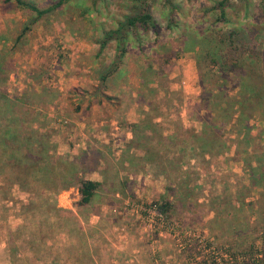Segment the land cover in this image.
Masks as SVG:
<instances>
[{"label": "rangeland", "instance_id": "374dc122", "mask_svg": "<svg viewBox=\"0 0 264 264\" xmlns=\"http://www.w3.org/2000/svg\"><path fill=\"white\" fill-rule=\"evenodd\" d=\"M24 1L45 10L61 0ZM63 1L34 22V12L0 0V137L4 125L14 132L21 128L20 116L15 123L13 117L5 121L11 106L2 98L28 95L29 102L39 104L35 130L52 151L50 133L41 124L53 99L60 98V79L78 76L85 84L96 83L115 60L121 61L122 78L138 91L133 101L121 95L125 102L120 116L138 103L143 120L120 129L119 138L131 132V144L125 145L120 161L115 158L118 149L111 146L107 181L89 204L81 202L79 182L99 163L98 151L80 162L53 154L48 175L37 167L22 172L12 155L15 134H5L8 143H0V264H200L196 255L221 258L231 248L239 252L241 244L258 242L264 230L259 207L264 177L257 178L255 171L264 162V138L247 134L263 135L264 122L257 113L247 120L233 116L234 109L228 115L225 101L239 90L220 81L225 90H217L218 70L214 73L207 60L199 65L200 50L193 40L206 29L226 32L242 24L264 28V0H229L225 10L230 24L220 21L216 9L224 0H145L159 34L140 30V43L129 36L124 52L118 42L99 52L97 41L104 30L118 28L126 16L141 11L144 0H98L95 7L94 0ZM88 92L72 90L70 112H93ZM84 98L90 100L87 106ZM95 112L98 117V106ZM70 122L65 118L62 124L69 127ZM205 129L212 130L210 138L218 137L207 148L200 137ZM93 132L97 138L99 131ZM146 146L157 160L161 154L167 158L157 162L168 172L162 173L165 189L145 180ZM115 164L120 172L129 164L141 177L131 181L124 174L119 179Z\"/></svg>", "mask_w": 264, "mask_h": 264}, {"label": "trees", "instance_id": "16d2710c", "mask_svg": "<svg viewBox=\"0 0 264 264\" xmlns=\"http://www.w3.org/2000/svg\"><path fill=\"white\" fill-rule=\"evenodd\" d=\"M12 1H15L20 7L34 12L36 14V18L33 20L34 22L47 14L54 12L59 6L64 4V1L61 0L52 7L41 10L35 4L25 2L24 0H6V2ZM97 1L98 0H94L93 7L96 6ZM146 2L147 1L145 0L143 1L142 5L144 4V8L141 11H137L133 15L126 16L124 22L119 24L117 30L104 32V37L100 42V51H103L107 45L113 41L118 42L123 50L129 36L140 43V30H153L156 34H159V29L157 28L158 26L155 23ZM228 3L229 0L221 1L216 9L221 11L220 21H225L227 24H230L225 10L226 7L229 6ZM185 37L187 38L189 36L186 35ZM19 39H21V35L17 41H19ZM193 41L195 42V46L197 45L196 47L200 50L199 65L202 67L204 61L207 60L209 61L207 63L208 67L210 66L214 73L218 70V79L216 81L217 90H225L222 86H218L219 81L223 83V85L231 82L234 85V88L239 90V93L236 96H233L231 99L225 101L226 105L229 106L228 108L230 113L228 115H231L234 109L232 114L233 116L238 114V118L241 117V120H247L257 113L256 116H259L264 122V28L258 27L254 24L251 26L242 24L236 26L233 25L232 29L226 32L218 31L216 28L206 29L202 35H198L197 39L194 38ZM124 51L125 49L123 52ZM118 59L120 61L122 57L120 56ZM121 66V61L118 62V60H115V62L110 65L107 70H103L101 72L99 86L95 88L93 94L97 95L96 93H99L102 102L106 101L110 103L114 101L113 98L105 94L104 91L107 88L108 79ZM210 74L211 70H209V75ZM35 95L37 94L35 93ZM26 96L27 97L22 98L16 97L12 100L5 97L2 98V100L7 101L11 106L10 110L8 108L6 111L8 115L5 118V121H8L9 119L10 122L11 117H13V121H11L15 123L17 117L20 116L21 119L18 121V124L21 128H18L17 132H14L10 129L9 124L4 125L3 127L6 128V130L4 132V136L0 137V143H4L5 145L8 143L7 138H5V134L9 136H13L15 134L13 137L16 138V140H14L16 147L12 150V155L14 159L17 158L20 161L19 169H21L22 172L24 169L33 171L36 169L35 167H37L39 171L42 172L41 174L48 175L50 174V167L55 157L50 153L49 149L42 144V141L40 140L42 135H40V133L34 128L33 122L37 119L35 110L39 104L29 102V96ZM224 97L227 98V94H225ZM247 111L251 112L252 115H249ZM225 112L227 113V110H225ZM137 127L139 126H134V128ZM26 130L30 132L27 134L28 136H26ZM211 131L212 130L210 129H205L200 136L205 139L206 148L209 146V143H212L213 140L218 138L216 136L214 138H210L213 135ZM204 136H208V138H205ZM247 137L261 140L264 138V134L254 136L252 133H249L247 134ZM154 138L156 137H152V142L154 141ZM160 140H162V138ZM150 147L151 146H149V148L148 146L145 147V150L147 151V161L149 163L163 161V156H160V161L157 160L156 154H154ZM261 151L264 152V146L261 148ZM3 154L4 153L1 151L0 159ZM262 158L264 160V154ZM261 165L255 171L257 173V178L260 179L264 177V162ZM33 174L35 175V173ZM99 187L100 183L80 180L79 193L82 197L81 202L83 204L90 203ZM262 189L264 191V187ZM259 207H262L263 211L264 202H261V206L259 205ZM257 240L261 242L260 246L257 245L259 241L255 242L254 240L253 242H248L244 246L241 244L240 246L242 249L239 252H234V248H231V250H229V254H225V256H222L221 258L218 256L210 257L202 254H199L200 256L196 255V257L197 259L200 258V264H203L202 262H204V264H264V230H262ZM205 261L208 262L205 263Z\"/></svg>", "mask_w": 264, "mask_h": 264}, {"label": "crops", "instance_id": "0c3cea01", "mask_svg": "<svg viewBox=\"0 0 264 264\" xmlns=\"http://www.w3.org/2000/svg\"><path fill=\"white\" fill-rule=\"evenodd\" d=\"M117 29L118 28L110 27L104 31L107 32L110 30H117ZM94 42L95 40H93V43ZM97 42H98L97 46L99 47L98 50L100 52L101 40L100 41L98 40ZM114 42L116 41L111 42L109 45L113 44ZM79 58H81L80 55ZM114 62L115 61H113L111 65ZM80 63L83 64V59H81ZM72 65L75 66L76 64H72ZM121 72H124L122 66L119 67V69L108 79L107 88L105 89L104 93L113 98L114 101L110 103L106 101L102 102L99 93H96L97 95L93 94L95 88L99 86L100 79L96 83L94 81H91L90 83L85 84V80H83V77L73 76L72 78H69L67 80V79H63L61 75L62 79H60V84H59L60 87L58 90L59 92L55 90L58 93L57 97H60L59 99H61V102L60 103L58 102L59 99H53V102L51 103V109L47 113V116H45L44 118L45 122L43 125L41 124L42 130L48 132V134L50 133L52 139L50 138L49 141L52 145L51 147H53L50 153L54 154L56 157L59 158L62 157V159H65L67 161L80 162L81 158L83 159L84 156L91 158L93 152L95 151H98L100 153L99 155H101V159L99 160V163L96 164L94 169L89 173V177L85 178V180L100 183V186L103 185L105 181H107L105 175L110 170L109 164L107 163L108 158L112 159V157H114L111 156V154H109L111 150V146L114 149L116 148L118 149V153L115 155V158L117 161H120L121 158L118 159V156L119 157L123 156L125 145H128L129 147V144H131V141L133 139V137L130 135L131 132H128V136H129L128 138H123V137L119 138L118 134L120 133L119 132L120 129L121 132H124V126L126 127V125H128L127 123H130V125L128 126L132 128L133 125L132 123H139L138 120L139 121L143 120L142 118L143 116L141 117L138 114V112L142 111L141 108H139L140 106L138 103L132 105V108L128 109L127 112L125 113V116L122 117L120 116V113L122 112L120 111V109L122 108V104L125 102L124 100H120L121 95H125V94L129 95L132 97L131 99L133 101L134 97L138 94V91L137 93L135 92L136 88H134V86H131L132 85L131 80H129L126 76L122 78ZM76 88L81 90L87 88L89 92L86 94V96L89 97V99L90 96L92 95L91 100L93 101L92 104L93 112L92 111L88 112V114L90 115L84 114L83 111L79 113L81 110L79 111L78 108L76 112H70L69 109L72 108L74 104H71L72 103V100L70 98L71 96L68 95H70L72 90L73 89L75 90ZM79 96L81 95H78L77 97ZM82 100L84 106H87V103L90 101L88 100V98L87 99L84 98ZM99 104H101V106H99ZM97 106L99 110L98 117H96L95 115V113H97L95 112ZM65 113H67V115H65ZM86 116H90L91 119L88 118L86 119ZM65 118L69 122L71 121L70 122L71 125L69 127H66L62 124V121ZM122 118H125V122L123 121ZM120 123L123 124L119 125ZM110 124H112V127L110 126ZM95 129L99 131L98 132L99 135H97V138L93 136V134H95L93 130ZM40 132L42 133V131ZM160 156L161 157L163 156L165 159H167L166 156H164V154H161ZM144 164H145V169L142 173L145 175L146 182L150 183L151 186L153 187H157V188L161 187L165 189L164 187H162L163 184L161 182L162 181L161 179L164 176L162 173L167 175L168 172L167 170L162 169L163 165L162 166L160 164L158 165L157 162L155 163L145 162ZM156 165H158L159 167ZM116 166L117 165L115 164V168ZM122 169L125 171L120 172L117 166V170L115 171L116 174L115 176L118 175L119 177L118 176L117 177L119 179L123 180L122 176L124 174L129 175L131 181L134 180L135 178H138L139 180V178L141 177V173L131 172L132 170L129 164H126V168H122ZM153 175H155V177ZM156 176H158L159 179H157Z\"/></svg>", "mask_w": 264, "mask_h": 264}, {"label": "built area", "instance_id": "2783aa9c", "mask_svg": "<svg viewBox=\"0 0 264 264\" xmlns=\"http://www.w3.org/2000/svg\"><path fill=\"white\" fill-rule=\"evenodd\" d=\"M156 209V208H155ZM158 210V209H157ZM160 210V212H161V209H159Z\"/></svg>", "mask_w": 264, "mask_h": 264}]
</instances>
